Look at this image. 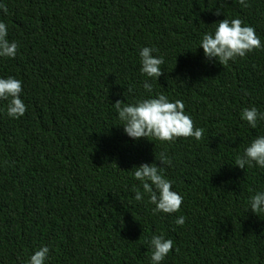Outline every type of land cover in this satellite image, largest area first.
Listing matches in <instances>:
<instances>
[{
  "label": "trees",
  "instance_id": "16d2710c",
  "mask_svg": "<svg viewBox=\"0 0 264 264\" xmlns=\"http://www.w3.org/2000/svg\"><path fill=\"white\" fill-rule=\"evenodd\" d=\"M246 2L0 0L19 45L0 57V78L22 82L27 107L11 118L0 100V264H29L43 246L46 264H152L154 235L174 242L162 264H264V213L249 203L264 192V168L235 165L264 136V120L242 119L252 106L264 113V50L222 65L199 48L225 18L264 44V0ZM143 47L164 58L159 80L141 73ZM161 93L184 102L200 141L124 133L113 105ZM162 152L170 164L157 161ZM153 163L182 196L179 212L154 214L147 194L135 200L134 168Z\"/></svg>",
  "mask_w": 264,
  "mask_h": 264
},
{
  "label": "clouds",
  "instance_id": "9594fccd",
  "mask_svg": "<svg viewBox=\"0 0 264 264\" xmlns=\"http://www.w3.org/2000/svg\"><path fill=\"white\" fill-rule=\"evenodd\" d=\"M242 7H249L246 0H239ZM0 9L5 14L8 8L0 4ZM216 15L221 14L218 9ZM214 32H209L202 37L200 47L205 57L209 60H216L222 65H227L236 58H244L255 50H264L260 38L256 35L255 29L245 25L239 19L225 18L216 23ZM8 32L5 23L0 22V57L15 58L19 45L17 42H10L7 39ZM157 49L143 47L140 51L141 73L149 79H158L164 75L161 66L164 64L162 56L154 55ZM143 87L146 92L152 93L153 87L148 79L144 81ZM131 91V89H129ZM23 92L22 82L13 77L0 78V100L7 101V115L18 119L27 111V107L21 99ZM118 113L120 121L123 122L124 133L133 140L155 138L161 142H174L179 138H195L200 141L204 136V129L194 126L192 118L185 113V104L182 100L170 102L164 94H157L155 98L143 99L135 104L117 101L113 105ZM242 119L252 128H256L258 121L264 120V113H261L255 106L245 108L242 112ZM157 160V158H156ZM162 165L170 164L171 161L165 153H160L157 160ZM258 165L264 168V136H257L245 149L243 156H238L235 165L245 170V167ZM162 168L156 163L151 165L142 164L134 168V177L140 182V186H133L136 201H143L145 195L149 202L155 205L153 213L174 214L180 211L183 198L173 190V183L162 174ZM250 210L259 216L264 213V192H257L250 198ZM175 223L178 226L185 224V217L179 216ZM152 264H162L165 258L172 252L174 242L166 239L163 235H154L150 240ZM178 252L179 249L177 248ZM50 254L47 246L41 247L30 257L29 264H46Z\"/></svg>",
  "mask_w": 264,
  "mask_h": 264
}]
</instances>
